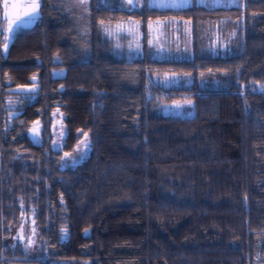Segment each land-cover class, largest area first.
<instances>
[{"label":"trees","instance_id":"obj_1","mask_svg":"<svg viewBox=\"0 0 264 264\" xmlns=\"http://www.w3.org/2000/svg\"><path fill=\"white\" fill-rule=\"evenodd\" d=\"M32 23L0 55V264H264V0L235 7L122 9L87 0L88 52L54 0H38ZM199 13L236 21L230 53L148 58L145 24ZM138 20L140 53L118 58L100 23ZM53 71H61L57 76ZM181 73L188 86L163 87L153 73ZM215 81L202 86L199 75ZM5 116L9 87L29 86ZM190 101L189 115L153 111ZM62 149L86 134L87 154L59 167ZM40 123L38 143L27 134ZM32 207L35 253L11 241L9 225Z\"/></svg>","mask_w":264,"mask_h":264},{"label":"rangeland","instance_id":"obj_2","mask_svg":"<svg viewBox=\"0 0 264 264\" xmlns=\"http://www.w3.org/2000/svg\"><path fill=\"white\" fill-rule=\"evenodd\" d=\"M100 0H96L99 4ZM104 1V0H101ZM112 0H109L110 4ZM117 0H114V2ZM54 4L66 15L71 23L72 29L77 35L75 45L79 49V60H85L88 52L89 40V17L87 12V0H54ZM129 10V9H128ZM138 24L133 21H118L100 23L98 29L101 33L108 36L111 40V50L118 58H132L138 55L136 50V38L138 35ZM124 41V42H123ZM232 44V43H231ZM230 44V45H231ZM220 48V55L227 54V45L224 43H217ZM232 46V45H231ZM223 49V51H222ZM61 71H53L52 75L57 76ZM162 75V74H161ZM159 74H154L152 77L157 80ZM164 82L170 83L168 86H176L185 84V75L177 74H163ZM199 82L202 86H213L215 81L206 75H199ZM29 86H15L9 87L8 81H5V90L10 92L5 96L4 110L6 118H9L16 111V106L21 98L27 100L33 97V91L36 87L34 77L31 78ZM163 84V83H161ZM181 104L180 102L166 103L158 102L154 105L153 111L165 115H189L192 112V105ZM29 139L38 143L40 138V123L38 120L32 122L27 131ZM64 130L61 123V116L58 111H53L51 114V149L55 157V162L59 167L73 166L81 160L88 151V140L86 134H80L76 143L69 152L62 149ZM9 237L11 241H18L27 255H33L37 244V233L34 225L32 207L26 213H21L15 225H9ZM14 264V263H11ZM30 264V263H25ZM256 264H260L256 260Z\"/></svg>","mask_w":264,"mask_h":264},{"label":"crops","instance_id":"obj_3","mask_svg":"<svg viewBox=\"0 0 264 264\" xmlns=\"http://www.w3.org/2000/svg\"><path fill=\"white\" fill-rule=\"evenodd\" d=\"M108 1L109 0H100L98 2L107 7H117L122 9H140L143 4V0H117L115 2L112 0L110 4ZM238 1L239 0H145V4L148 7L158 9L183 8L191 5L211 9L219 7H235L238 4ZM118 21H133L138 24V35L135 43L137 44L136 50L139 55L140 43L142 42V27L140 22L133 19H119L115 22ZM101 34L104 35L103 33ZM236 36L235 20H231L227 16L199 13V15L192 20L181 17H162L147 21L145 24V39L143 41L146 43V54L150 59H188L192 58L194 55H220V48L217 46V43H224L227 45L226 48L228 54L231 49H233L234 43H236ZM106 37L111 43L110 38L108 36ZM166 73L177 74L168 72L156 73L159 74V76L156 77L157 80L153 77L152 79L163 87H173L168 86L170 83L166 84L164 82L162 77L163 74ZM154 74L155 73L152 75ZM184 82L185 84L180 86H188L191 80L186 76ZM172 102H180L181 104L186 105L189 104L187 101Z\"/></svg>","mask_w":264,"mask_h":264},{"label":"flooded vegetation","instance_id":"obj_4","mask_svg":"<svg viewBox=\"0 0 264 264\" xmlns=\"http://www.w3.org/2000/svg\"><path fill=\"white\" fill-rule=\"evenodd\" d=\"M28 1L0 0V55L5 53L12 33L36 18L29 16L33 14V7H27Z\"/></svg>","mask_w":264,"mask_h":264},{"label":"water","instance_id":"obj_5","mask_svg":"<svg viewBox=\"0 0 264 264\" xmlns=\"http://www.w3.org/2000/svg\"><path fill=\"white\" fill-rule=\"evenodd\" d=\"M29 3H27V7L31 8L33 7V14L29 15L30 17H37L38 15V7H34L37 3L39 4L38 0H29ZM26 7V8H27Z\"/></svg>","mask_w":264,"mask_h":264},{"label":"snow or ice","instance_id":"obj_6","mask_svg":"<svg viewBox=\"0 0 264 264\" xmlns=\"http://www.w3.org/2000/svg\"><path fill=\"white\" fill-rule=\"evenodd\" d=\"M34 7H39V4L37 3Z\"/></svg>","mask_w":264,"mask_h":264}]
</instances>
